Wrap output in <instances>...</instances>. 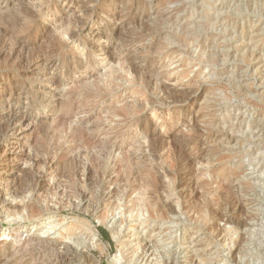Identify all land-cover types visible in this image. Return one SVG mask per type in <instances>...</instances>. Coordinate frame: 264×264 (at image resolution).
I'll return each mask as SVG.
<instances>
[{"label":"rangeland","instance_id":"rangeland-1","mask_svg":"<svg viewBox=\"0 0 264 264\" xmlns=\"http://www.w3.org/2000/svg\"><path fill=\"white\" fill-rule=\"evenodd\" d=\"M68 19L76 24V30L85 25V46L69 37L60 39L57 30ZM94 49L98 52L88 57V51ZM42 56L50 58V66L40 69L46 71L45 77L30 69ZM111 56L115 62L110 63ZM128 64L141 73H125L121 68ZM112 70H119L123 78L120 85L115 92L99 90ZM7 78L17 82V87H5ZM134 79L139 81L133 85ZM56 82L61 83L59 88ZM161 84L166 86L163 92ZM74 88L78 95L74 103L84 109L73 117V125L92 117L88 128L99 126L101 131L91 135L97 142L90 148L92 153L117 136L111 132L121 119L113 114L121 105L133 106L139 99H148L140 121L123 123L132 135L126 133L115 141L123 142L126 152L132 146L140 147L137 157L145 158L146 166L166 173L164 184L176 178L175 192L162 190L165 202L175 205V213L168 211L162 219L144 224L123 225V207L118 201L120 208L104 220L101 213L110 202L105 203L116 202L110 195L114 185L109 186L106 194L110 197L104 205L87 211L86 199L77 201L69 194L72 176L75 187L81 188L82 183L84 187L83 168L76 170L67 162L59 168L52 166L63 150L55 153L46 149L48 164L34 166L35 156L44 154L41 150L46 138L51 141L54 136L53 141H59L57 148L65 139L66 133L61 131L52 134L61 120H71V112L58 109L57 101L69 98ZM90 93L95 95L87 99ZM10 95L19 97L20 105L9 101ZM7 109L27 119L9 122ZM144 122L149 123L148 131L157 141L152 151L155 154L147 149ZM18 128L22 131L17 132ZM0 153V264H115L120 256L124 258L120 264H264V0H0ZM77 153L74 150L73 156L80 158L82 165H92L97 158L84 159ZM25 170L36 171L34 175L45 182L44 191L30 193L35 178L33 173L24 174ZM114 175L111 179L115 181ZM12 189L21 197L16 199ZM234 196L247 202L246 212L235 215L232 223L219 219L216 206L217 211L222 209L221 213L233 218L228 204L229 199L235 201ZM181 197L183 208L175 204ZM19 202L51 207L53 212L43 211L37 221L24 219L26 213L9 215L12 209L4 205ZM239 218L248 226L239 225ZM109 221L117 223V238L108 228ZM68 225L75 229L67 230ZM101 229L108 233V239ZM17 233L22 235V243L29 241L25 256L15 255L17 249L11 245ZM93 233L99 235L97 244L102 249H87ZM77 241L83 245L78 246ZM123 243L129 250L122 249ZM236 248L241 250L238 255Z\"/></svg>","mask_w":264,"mask_h":264},{"label":"bare ground","instance_id":"bare-ground-1","mask_svg":"<svg viewBox=\"0 0 264 264\" xmlns=\"http://www.w3.org/2000/svg\"><path fill=\"white\" fill-rule=\"evenodd\" d=\"M61 8V7H60ZM62 9V8H61ZM61 11H64L63 9ZM69 17V16H68ZM71 18V17H70ZM70 21H64L63 24H61L60 26V29L57 30V32L59 33L60 35V39L61 38H66V37H69V40H73V41H79L82 46H85L87 44V40L83 37V33L85 32V25H82V27H78V30H76L75 28H77V26H75L76 24L74 22L71 23V19H68ZM73 21V20H72ZM163 22V21H162ZM67 24V25H66ZM79 24V23H78ZM164 24V23H163ZM81 25V24H80ZM133 25V24H132ZM168 25V24H167ZM171 25V24H170ZM72 28V29H71ZM147 29V28H146ZM152 30V29H151ZM57 33V34H58ZM185 33V32H184ZM186 34V33H185ZM185 34H184V37H185ZM188 35V34H187ZM48 37V36H47ZM57 39V38H56ZM46 40V39H45ZM191 40V39H190ZM42 42V41H41ZM46 42V41H45ZM186 42V41H185ZM55 44V43H54ZM90 44V43H89ZM45 45V44H43ZM61 45V44H60ZM48 46V45H47ZM54 46V45H53ZM56 47H57V44H56ZM59 47V46H58ZM98 48V47H97ZM43 49V48H42ZM205 50V49H204ZM39 51V50H38ZM104 51L107 53L109 50L108 49H104ZM98 52V49H94L93 51H88V57L91 56V54L93 53H96ZM25 55V54H24ZM31 55V54H30ZM56 55V54H55ZM47 57L48 54H46ZM45 56V57H46ZM44 58V56H42V58L40 59H37L36 61H34L31 65H30V69H32V72H39L37 73V75L41 76V77H45L47 76V73L46 71L44 70H40L42 67H46L48 68V66H50V58ZM35 59V58H34ZM116 60L113 56L110 57V63L112 61ZM118 61V60H117ZM115 62V61H114ZM125 62V61H124ZM127 62V60H126ZM25 63V62H24ZM122 63V62H121ZM123 64V63H122ZM133 64V63H132ZM130 65L128 64V66H122L121 69H124L125 73L129 74L132 73L137 75V68L133 65ZM125 65V63H124ZM28 67V66H27ZM129 67V68H128ZM165 67V66H164ZM181 67V66H180ZM179 69V68H178ZM181 69V68H180ZM113 71V70H112ZM140 71V70H139ZM182 71V70H181ZM185 71V70H184ZM183 71V72H184ZM119 72V70H118ZM117 71H113L112 73L110 72V76H108V80H102V86H98V89L99 90H102V89H105L109 88V91L110 89L112 91H116V88L120 85L119 83V80L122 81L123 78L122 76L118 73ZM138 73H141V72H138ZM132 74V75H133ZM143 74V73H142ZM187 74V73H186ZM182 77H184L182 74H181ZM143 76H141L142 78ZM145 77V76H144ZM153 77V76H152ZM181 77V78H182ZM6 78V77H5ZM104 78V77H103ZM140 78V76H139ZM156 78V77H155ZM154 78V80H155ZM3 79V78H2ZM145 79V78H144ZM143 79V80H144ZM149 79V78H147ZM167 79V78H166ZM165 79V80H166ZM135 81H131V83L134 85L137 84V80L134 79ZM142 80V81H143ZM161 80V79H160ZM6 81V84L5 87H8L10 88V90H12L14 87H17V82L15 83L12 79L10 78H7L5 79ZM124 81L126 82V80L124 79ZM139 81V80H138ZM145 81V80H144ZM143 81V82H144ZM159 81V80H158ZM180 81V80H179ZM178 82V81H177ZM58 84V88L60 87L61 83L60 82H56ZM100 82H98L97 85H99ZM140 83V82H139ZM154 83V82H153ZM151 83V84H153ZM146 84V83H145ZM150 84V85H151ZM158 84V83H157ZM7 85V86H6ZM76 85V84H75ZM87 85V84H86ZM85 85V86H86ZM93 85V84H92ZM95 85V86H97ZM148 85V84H147ZM82 86V85H81ZM81 86L77 87V88H80ZM91 86V85H90ZM95 86L93 85L92 87L95 88ZM156 86V84H155ZM102 88V89H101ZM158 88V86H157ZM82 89V88H81ZM91 89V88H90ZM93 89V88H92ZM96 89V88H95ZM160 89H162V92L166 90V86L164 84H161V87ZM76 89L74 88V90H71V92H69V98H58L59 101L58 102V109H66L67 112H71V120H61L62 122H60V124H58L57 127H55L53 130H52V134H54L55 132L59 133L60 131L62 133H66V137L65 139H63V142H60V147H56L55 145L59 142L58 140L56 141H53V138L54 136H52L51 138V141L49 139H45V141L43 142V145H42V148L43 150H41L42 152L44 151V154L40 155V154H37V156H35V160H34V166L37 167H41L40 165H46L47 162H49V157H48V153L49 152H46V149H50L51 152L55 151V153H58L59 151L57 150H63V155L61 154L60 156H58L57 160H55V163H53V167L54 168H59L63 163L66 164L67 163H70L73 167L77 169L79 168H83L81 171L83 172V177H84V187H83V183H82V187L79 188L78 187H75V184H74V179H72V176L69 180L71 181V193H69L71 195V197L75 198V200H81V199H86L85 201H87V203H85L87 206L84 208L86 209L87 211L90 210L91 208L94 209L93 211H96L98 206H102L104 205L103 202L105 199H107V197H110L108 196V194H106V192L108 191V188L109 186L112 187V185L115 186V189L110 193V195H112L111 197H113V199L116 200V202L114 201V203H111V201H107L105 204H107L108 202H110L107 206H106V211H104L103 213H101L104 217L107 219L108 216H110V214L113 215V213L115 211H117L120 207H123V211H122V214L123 216L121 217H124L122 219V224L124 225L125 223L128 224V223H139V224H144V223H147V221L149 220H157L159 218H163L166 216V213L168 211H173V213H175V205L174 204H170L169 202H165V200L167 199H163V196L162 195L163 193V189H170L171 191H174L175 192V181H176V178H171L170 180V184H164L163 182V178L165 177L164 175H166L167 177V174L163 172V174L160 173V169L158 170L157 167H148V165L146 166V162L144 161L145 158L140 159L137 157V152L140 150V147H135V146H129L130 150L129 151H125L122 147V144L123 142H121L120 144H117V142L115 141V139L117 140L119 137L123 136L124 134L126 133H129V135L132 133L129 132L126 127L124 126V122H134V121H140L144 115H143V112L144 110L146 109L147 107V104H149L148 102V99L146 98L145 101H141L139 99V101H137V103L135 102V104L133 103V106H129L127 103V106H123L122 105L120 106V109H118V111L115 112V114H113L114 118H120L121 119V122L117 123L116 127L113 129V131L111 132V135L112 134H116L117 133V136L116 137H112V139L110 138L109 141L106 143L105 146H101V149L99 148V151L98 152H95L96 155H94L95 153H92L90 148L92 149V146H94L93 143H97L93 140V136H91L92 134H96V133H99L101 132L100 131V128L99 126L95 127L94 126V130H91L90 128H88V125L91 121V118H88V119H85L86 121L82 122V123H79L77 125H73V122H72V119L73 117L76 118V115L79 114L80 112H83L82 109L84 108H79L78 106H76V104L74 103V100L77 99L78 95H77V92L75 91ZM99 90H97L95 94H89L87 96V99H90L93 95H95V98H97V96H99ZM106 90V89H105ZM148 90V89H147ZM3 91V90H1ZM75 91V92H74ZM156 91V90H155ZM160 91V90H158ZM161 92V93H162ZM3 93V92H2ZM157 93V92H156ZM160 93V94H161ZM167 93V92H165ZM175 93V92H173ZM51 94V92L49 93ZM57 94V93H56ZM55 94V95H56ZM80 94V92H79ZM177 94V93H176ZM81 95V94H80ZM87 95V94H86ZM92 95V96H90ZM167 94H165L166 96ZM170 96V94H168ZM167 95V96H168ZM174 95V94H173ZM181 95V94H180ZM158 96V95H157ZM156 96V97H157ZM166 96V97H167ZM183 96V95H182ZM60 97V96H59ZM149 97V96H148ZM159 97V96H158ZM177 97V96H176ZM176 97H172V98H175ZM185 97V96H184ZM80 98V97H79ZM160 98V97H159ZM158 98V99H159ZM165 98V97H164ZM169 98V97H168ZM166 98V100L168 99ZM171 98V99H172ZM86 99V100H87ZM185 99V98H184ZM12 101L14 104L16 105H20L21 103V99L17 96H13V95H10L9 96V101ZM80 100V99H79ZM163 100V99H162ZM85 101V100H84ZM173 101V99L171 100V102ZM152 102V101H151ZM169 102V101H168ZM167 102V103H168ZM170 102V103H171ZM179 102V101H177ZM48 103V102H47ZM45 104L46 106L48 105L49 106V103L48 104ZM77 103V102H76ZM165 103V102H164ZM166 103V104H167ZM159 104V103H158ZM85 106V105H84ZM87 106V105H86ZM122 107V108H121ZM114 108V107H113ZM112 108V109H113ZM118 108V107H117ZM81 109V110H80ZM86 109V108H85ZM110 109V110H112ZM115 109V108H114ZM10 109H7L6 112H9L8 115H7V119H9V122H13L16 121L21 123V122H24L27 118L26 116H23V115H19L17 113V111H13V110H10ZM109 110V109H108ZM60 112V111H59ZM63 112H65L63 110ZM159 113V112H157ZM87 114V113H85ZM97 114V113H96ZM169 116V115H168ZM160 117V116H159ZM74 118V120H75ZM161 118V117H160ZM68 119V118H67ZM94 119V117H93ZM92 119V120H93ZM146 119V118H145ZM73 120V121H74ZM97 120V119H96ZM113 120V119H112ZM148 120V118H147ZM146 120V121H147ZM150 121V120H149ZM15 123V125H16ZM75 123V122H74ZM99 123V121H98ZM137 123V122H136ZM145 123V122H144ZM11 124V123H10ZM70 124V125H69ZM132 124V123H131ZM155 125V124H154ZM134 126V125H133ZM141 126V125H140ZM149 123L146 122L145 125L142 126V129H146L147 131L149 130ZM36 129V128H35ZM154 129V128H153ZM69 130V132H68ZM231 130V129H230ZM22 131V128H18V131L17 132H20ZM146 132V131H145ZM47 134V133H45ZM109 134V133H108ZM155 134V133H154ZM146 135V134H145ZM60 136V135H59ZM59 136H56V137H59ZM64 136V134H63ZM50 137V136H49ZM145 137V136H144ZM95 139V138H94ZM124 139V138H123ZM133 139V138H132ZM145 140V139H144ZM143 140V141H144ZM147 142H148V148L149 149L148 151L149 152H152L153 149L157 146L156 145V140L154 139L153 135L151 133H149L148 131V134H147ZM220 140V139H219ZM50 141V142H49ZM123 141V140H122ZM54 142V144L52 143ZM101 142V141H100ZM133 142V141H132ZM146 142V143H147ZM160 142V141H159ZM158 142V143H159ZM163 142V141H162ZM161 142V143H162ZM99 143V142H98ZM174 143V142H173ZM234 143V142H233ZM136 144V143H135ZM24 145V144H23ZM21 145V146H23ZM166 145V143L164 144ZM32 146V145H31ZM47 146V147H45ZM58 146V145H57ZM98 146V147H100ZM220 146V145H219ZM56 147V148H55ZM165 147V146H164ZM128 149V147H126ZM161 148V147H160ZM163 148V147H162ZM161 148V149H162ZM143 149V148H142ZM164 149V148H163ZM162 149V150H163ZM53 150V151H52ZM74 150H76V153L79 152L81 157H84V159L86 158H92V157H97L95 159V163H93L92 165H86L87 162H83L84 164L82 165V163L78 160V158L76 156H73V152ZM78 150V151H77ZM95 150V149H94ZM124 150V152H123ZM155 150V149H154ZM73 151V152H72ZM47 154H46V153ZM72 152V153H71ZM140 152V151H139ZM145 152V151H144ZM4 153V152H3ZM153 153V152H152ZM170 153V152H169ZM167 153L166 151V154H169ZM181 153V152H180ZM1 154V153H0ZM28 154V153H27ZM78 154V153H77ZM145 154V153H144ZM155 154V152L153 153ZM184 154V153H183ZM173 156V154H170ZM4 156V155H3ZM6 156V155H5ZM55 156V155H54ZM78 156V155H77ZM183 156V155H182ZM187 156V155H186ZM1 157V156H0ZM10 157V156H9ZM46 157V158H45ZM53 157V156H52ZM55 158V157H54ZM172 157H170L171 159ZM5 159V158H3ZM2 159V160H3ZM8 159V158H7ZM10 159V158H9ZM166 159V158H165ZM186 159V158H185ZM50 160H53L52 158ZM83 160V159H82ZM146 160V159H145ZM8 161V160H7ZM6 161V162H7ZM33 161V160H32ZM65 161V162H63ZM91 161V160H90ZM51 162V161H50ZM94 162V161H93ZM91 163V162H90ZM175 163V162H174ZM187 163V162H186ZM48 164V163H47ZM156 164V163H155ZM173 164V163H172ZM171 164V165H172ZM158 165V164H156ZM170 165V163H169ZM63 166V165H62ZM171 167V166H170ZM182 167V166H181ZM186 167V166H185ZM42 168V167H41ZM63 168V167H62ZM73 168V169H75ZM174 168V166H173ZM172 168V169H173ZM183 168V167H182ZM190 168V167H189ZM191 168H192V165H191ZM190 168V169H191ZM23 169V168H22ZM61 169V168H60ZM72 169V168H71ZM171 168L169 170H172ZM194 169V168H193ZM192 169V171H193ZM12 170V167L11 168H5V171H10ZM28 170V169H27ZM59 170V169H58ZM162 170V168H161ZM21 171V170H20ZM61 171V170H60ZM73 171V170H72ZM163 171V170H162ZM24 174H31L33 173L32 171H22ZM29 172V173H28ZM36 172V171H35ZM35 172L32 174V176L35 178V180L33 182H35V185H32V189L30 191L33 192V191H42L44 189L43 185H44V181H42L41 177H38L37 175L35 176ZM39 173V172H38ZM188 173V172H187ZM186 172L183 174V175H186L187 174ZM195 173V171H194ZM23 174V175H24ZM37 174V173H36ZM76 174V173H75ZM80 174V173H79ZM82 174V173H81ZM115 174L116 177H115V181L113 179H111V176ZM201 174V173H200ZM114 175V176H115ZM193 175V173H192ZM206 175V174H205ZM29 176V175H28ZM59 176V175H58ZM62 176V175H61ZM79 176V175H78ZM188 176V174H187ZM24 177V176H23ZM83 177H81L82 180H80L81 182H83ZM186 177V176H185ZM195 177V176H194ZM205 177V176H204ZM14 178V177H12ZM65 178V176H64ZM69 178V177H68ZM80 178V177H79ZM178 178V177H177ZM191 178V177H190ZM21 179V177L19 178ZM67 179V178H66ZM78 179V178H77ZM227 179V177H226ZM14 180V179H13ZM18 180V179H17ZM44 180V179H43ZM61 180H63V183H64V179L61 178ZM217 180V179H216ZM67 181V180H66ZM182 181V180H180ZM221 181V179H220ZM224 181V180H223ZM21 182V181H19ZM80 182V183H81ZM158 182L160 184H158ZM226 182V181H225ZM79 184V182H78ZM182 184V183H181ZM220 184V183H219ZM160 185V186H159ZM19 186V185H18ZM26 186V185H25ZM34 186V187H33ZM70 186V185H69ZM77 186V185H76ZM168 186V187H166ZM178 186V185H177ZM225 187V185H222ZM15 187L16 184H15ZM22 187V186H21ZM165 187V188H164ZM181 187V186H180ZM223 187V188H224ZM24 188V187H23ZM69 188V187H67ZM189 188V187H188ZM194 188V187H193ZM226 188V187H225ZM21 189V188H20ZM19 189V190H20ZM26 189V187H25ZM48 189V187H47ZM110 189V188H109ZM180 189V188H179ZM196 189V188H195ZM230 189V188H229ZM227 189V190H229ZM233 189V188H232ZM231 189V190H232ZM13 190V189H12ZM182 190V188H181ZM44 191V190H43ZM67 191H69L67 189ZM165 191V190H164ZM178 191V190H177ZM184 191V190H183ZM226 191V190H225ZM13 194H14V197H17L20 196L17 192V190H13ZM65 192V191H64ZM168 192V191H167ZM182 192V191H181ZM194 192V191H192ZM196 192V191H195ZM229 192V191H228ZM232 192V191H231ZM21 193V192H20ZM26 192H24L23 194H25ZM38 193V192H37ZM169 193V192H168ZM189 193V192H188ZM222 193L224 194L223 190H222ZM227 193V191H226ZM186 194V193H185ZM233 194V193H232ZM39 195V194H38ZM64 195V194H63ZM67 195V194H66ZM135 195V196H134ZM180 195V193H179ZM44 196V195H43ZM49 196V195H48ZM171 196V195H170ZM184 196V195H183ZM233 196V195H232ZM21 197V196H20ZM54 196H52V199H53ZM68 197V196H67ZM179 197V196H178ZM186 199H187V196H185ZM204 197V196H203ZM55 198V197H54ZM34 199V197H33ZM43 199H46V197H43ZM51 199V200H52ZM181 199H183V197L180 198L179 201H175V204L177 206H179L180 208L182 207L183 208V205H182V202H181ZM186 199H185V202H186ZM189 199V197H188ZM191 199V197H190ZM189 199V200H190ZM194 199V197H193ZM216 199V197H215ZM21 200V199H20ZM23 200V199H22ZM73 200V199H72ZM83 200V201H84ZM94 200V203L96 201L95 204L92 203V201ZM234 200H235V196H234ZM25 201V200H24ZM37 201V200H36ZM43 201V200H42ZM121 202V206L119 207V202ZM170 201V200H169ZM226 201V200H225ZM5 202V201H4ZM21 202V201H20ZM19 202V203H20ZM45 202V201H44ZM52 202V201H51ZM2 203V202H1ZM6 203V202H5ZM4 203V204H5ZM36 203V202H35ZM33 202V204H35ZM49 202H47L48 204ZM73 203V202H72ZM197 203V202H196ZM211 203V202H210ZM209 203V204H210ZM46 204V203H45ZM222 204V203H221ZM220 204V206H221ZM75 205V204H74ZM73 205V206H74ZM82 205V204H81ZM202 205V204H201ZM230 205V209H229V213H232L233 214V218L232 217H228L226 215H224L223 213V210L220 209V211H217V206H216V216L219 218V219H227L230 223H232L233 221H235V219H237V214H241V213H244V211L246 210V207H247V202L243 201V200H235V201H231L230 202V199H229V204ZM7 209H12V211L8 212L9 215H13V216H18V214H23V213H26V217H24V219H28L29 221L33 220V219H36L37 216H39L40 213H42L43 211H48V213H52V208L48 207L47 209L46 208H42L41 205L40 206H36V205H30L29 203L26 204V202H22V204L20 203V205H14V204H6L4 205ZM78 206L80 205H75V207L77 208ZM190 207V206H189ZM193 209L196 207L194 206H191ZM190 207V208H191ZM199 207V206H198ZM204 207V205L202 206V208ZM208 207V206H207ZM211 208V206H209ZM208 207V208H209ZM101 208V207H100ZM186 208V207H185ZM207 208V209H208ZM222 208V207H221ZM225 208V207H224ZM55 209V208H54ZM75 209V208H74ZM83 209V208H82ZM83 209V210H84ZM189 209V208H188ZM187 209V210H188ZM201 209V208H200ZM204 209V208H203ZM215 209V206L213 208V210ZM81 210V208L79 209ZM184 211V209H182ZM195 210V209H194ZM192 210V211H194ZM199 210V209H198ZM227 210V209H225ZM51 211V212H49ZM121 211V210H120ZM212 211V209H211ZM91 212V211H90ZM89 212V213H90ZM176 212H178L176 210ZM214 212V211H213ZM212 212V213H213ZM246 212V211H245ZM250 212V211H249ZM57 213V212H56ZM92 213V212H91ZM172 213V212H171ZM196 213H198L196 211ZM209 213V212H208ZM6 214V213H5ZM43 214V213H42ZM170 214V213H168ZM195 214V212H194ZM211 214V213H210ZM214 214V213H213ZM212 214V215H213ZM254 214V213H253ZM252 214V215H253ZM91 215H94V214H91ZM100 215V214H99ZM177 215V214H176ZM198 215V214H197ZM236 215V216H235ZM41 216V215H40ZM39 216V217H40ZM95 216V215H94ZM98 216V215H97ZM147 218L145 220H142L143 217H146ZM235 216V217H234ZM246 216V214H245ZM37 217V219L39 218ZM99 217V216H98ZM102 217V216H101ZM171 217V216H170ZM210 217V215L208 216ZM216 217V218H217ZM229 219H228V218ZM242 217V215H241ZM161 218V219H162ZM197 218V217H196ZM195 218V219H196ZM211 218V217H210ZM36 219V221H37ZM99 219V218H98ZM109 219V218H108ZM202 219L201 217L199 218V220ZM105 220V219H104ZM121 220V219H120ZM247 220V219H246ZM196 221V220H195ZM211 221V220H210ZM226 221V220H225ZM242 219L239 218V221H238V224L241 225L243 228L248 226L247 222L246 221H243L241 222ZM199 222V221H198ZM212 222V221H211ZM219 222V221H218ZM223 222V221H222ZM237 222V221H236ZM200 223V222H199ZM90 224V223H89ZM108 228L111 230L112 232V236L113 238H117L119 236L120 233H116L115 231V226L117 225V223H115V221H109L108 223ZM228 224V223H227ZM234 224V223H233ZM230 225V224H229ZM235 225V224H234ZM77 226V225H76ZM121 226V225H120ZM152 226V225H151ZM53 227V226H52ZM88 227V226H87ZM78 228V227H77ZM91 228V226H90ZM214 228V226L212 227ZM71 230L73 231L75 229V227L73 225H68L67 226V230ZM128 230V228H127ZM122 231V230H121ZM214 231V230H213ZM89 232H90V229H89ZM220 232H222L220 230ZM216 233V232H215ZM94 234V237L92 239V243L89 244L87 246V249L90 250V251H94V250H99L101 247L100 245L97 244V240H98V234L97 233H93ZM220 234V233H219ZM222 234V233H221ZM125 235V234H124ZM126 236V235H125ZM21 237L22 235H19L18 233L14 236L13 235V239L14 241L12 242L11 245H13V247H15L17 249V252L15 253V255H24L26 254V252L28 251L27 249L29 248L26 247L25 243L27 244L29 241H26L25 243H22V240H21ZM33 239L30 241L32 242V246H33ZM38 241H41L40 240H37ZM121 241V239H120ZM144 241V240H143ZM148 241V240H147ZM142 242V241H141ZM145 242V241H144ZM242 242V241H241ZM78 244V246H82L83 242L81 243L80 241L76 242ZM39 244V243H37ZM132 244V243H131ZM149 244V243H148ZM6 245V244H4ZM36 245V243H35ZM34 245V246H35ZM43 245V244H42ZM85 245V244H84ZM123 247L122 249H127L129 250V247L128 245H124V243L122 244ZM141 245V244H140ZM31 246V245H30ZM37 246V245H36ZM240 246V245H239ZM26 247V248H25ZM50 247V246H49ZM34 248V247H33ZM41 248V247H40ZM39 248V249H40ZM43 248V247H42ZM55 248V247H54ZM54 248L51 250L54 251ZM239 248V247H237ZM236 248V249H237ZM242 248V247H241ZM102 249V248H101ZM121 249V250H122ZM144 250L147 249V246L145 245ZM151 249V247H150ZM33 250V249H32ZM37 250V249H36ZM42 251V250H40ZM44 251V250H43ZM47 251V250H46ZM133 251V250H132ZM137 251V250H136ZM150 251V250H149ZM237 251L236 254H240V251L241 250H235ZM13 252V251H12ZM36 252V251H35ZM39 252V251H38ZM45 252V251H44ZM144 252V251H143ZM142 252V253H143ZM147 252V250H146ZM32 253V252H31ZM31 253H30V256H31ZM139 253V251H138ZM190 253V252H189ZM193 254V252H191ZM196 253V252H195ZM234 253V252H233ZM135 254V253H134ZM148 254V253H147ZM183 254V253H182ZM235 254V253H234ZM233 254V255H234ZM13 255V254H12ZM33 255V254H32ZM39 255V254H38ZM198 255V254H197ZM25 256V255H24ZM236 257V255H234ZM32 257V256H31ZM39 257V256H38ZM42 257V256H41ZM40 257V258H41ZM130 258V257H129ZM146 258V257H144ZM149 258V257H148ZM34 259V258H32ZM36 259V258H35ZM58 259V258H57ZM195 259V258H194ZM200 259V258H199ZM124 260V258H122V256H120V259H118L115 263V264H120L122 261ZM196 260V259H195ZM198 260V259H197ZM238 260V259H237ZM143 261V260H142ZM191 261V260H190ZM236 261V260H235ZM128 262V261H127ZM138 262V260H137ZM33 263V261H32ZM132 264V263H131ZM146 264V263H145ZM240 264H243V262H240Z\"/></svg>","mask_w":264,"mask_h":264},{"label":"trees","instance_id":"trees-1","mask_svg":"<svg viewBox=\"0 0 264 264\" xmlns=\"http://www.w3.org/2000/svg\"><path fill=\"white\" fill-rule=\"evenodd\" d=\"M101 232L103 234V236L108 239V233L104 230V229H101Z\"/></svg>","mask_w":264,"mask_h":264}]
</instances>
